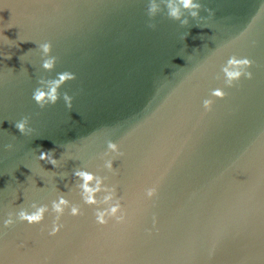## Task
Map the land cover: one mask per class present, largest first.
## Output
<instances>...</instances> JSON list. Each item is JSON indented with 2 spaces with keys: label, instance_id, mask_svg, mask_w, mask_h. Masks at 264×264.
<instances>
[{
  "label": "water",
  "instance_id": "water-1",
  "mask_svg": "<svg viewBox=\"0 0 264 264\" xmlns=\"http://www.w3.org/2000/svg\"><path fill=\"white\" fill-rule=\"evenodd\" d=\"M198 2L181 25L164 0L151 18L149 0H0V218L49 206L38 224L0 223L3 264H264V0ZM230 56L251 76L229 81ZM58 72L71 78L41 108L32 92ZM80 167L114 190L123 220H96L104 193L81 199ZM58 195L79 212L49 235Z\"/></svg>",
  "mask_w": 264,
  "mask_h": 264
},
{
  "label": "clouds",
  "instance_id": "clouds-1",
  "mask_svg": "<svg viewBox=\"0 0 264 264\" xmlns=\"http://www.w3.org/2000/svg\"><path fill=\"white\" fill-rule=\"evenodd\" d=\"M167 7V14L170 19L177 20L181 25H186L188 23L187 17L183 16V11L188 13V16L193 19L199 16V9L201 8L198 0H164ZM159 10V4L157 0H149L147 7V15L151 18ZM183 10V11H182ZM153 27V25H149ZM9 39V38H8ZM11 40V39H10ZM36 49L41 54V64L40 66L45 70H52L55 66V57L51 56L50 53V44L48 42H42L36 44ZM7 59L11 58L9 54ZM248 58H236L235 56H230L221 69L225 74L226 78L231 81L238 79L242 75L251 76V73L246 71L250 65ZM71 76L67 72H58L56 78L50 81H41V87L35 88L32 92V100L43 108L45 105L54 104L58 99V89L65 82L66 79H70ZM211 95L220 97L222 92L220 89H213ZM63 100L65 106L71 108L72 97L67 93L63 94ZM211 103L210 100L205 99L203 105L207 107ZM14 127L22 134L27 135L31 132V128L28 124V117L22 116L15 121ZM6 149H12V145L8 144L4 146ZM118 153V146L116 143L109 141L107 143V152ZM38 160L46 161L52 167L57 166V158L52 155V150L40 151ZM113 160L108 159L104 163V167L112 169ZM73 183L76 188L79 190L81 199L90 205H95L98 203L97 194L103 192L102 203L107 205L104 208H98L96 212V220L101 223H107L106 217H113L117 222L123 220V215H117L121 210V205L119 199H114V190L106 187L104 180L99 175L94 174L91 171L86 170V168L80 167L75 168L72 171ZM148 195H151V189L148 190ZM65 208L69 209L70 215H77L79 210L76 206L69 207V201L63 196L58 195L55 200L51 201V212L55 214L53 219L51 230L49 235H55L59 229L60 225L57 223L60 216L64 213ZM49 211V206L47 204H37L35 202L31 203L28 208L20 207L15 213H7L6 218H0V223L4 228L9 227L15 221L26 222L29 225L38 224L44 219V215ZM0 264H3V261L0 260Z\"/></svg>",
  "mask_w": 264,
  "mask_h": 264
}]
</instances>
